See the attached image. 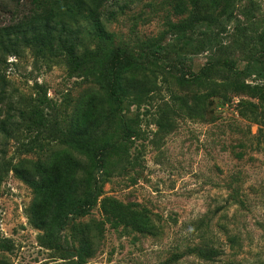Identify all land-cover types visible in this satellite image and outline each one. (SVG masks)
<instances>
[{
    "label": "rangeland",
    "instance_id": "obj_1",
    "mask_svg": "<svg viewBox=\"0 0 264 264\" xmlns=\"http://www.w3.org/2000/svg\"><path fill=\"white\" fill-rule=\"evenodd\" d=\"M94 1L103 33L74 0H0V35L39 33L42 25L30 24L44 19L59 35L65 23L72 32L63 37L80 43V57L116 62L133 84L113 92L100 78L75 74L66 55L44 56L32 46L0 54V162L7 164L0 237L8 240L0 264H74L83 236L94 253L88 264H264V126L244 105L264 114L252 90L264 92V0H234L224 27L203 20L217 16L223 0ZM210 33L212 50L201 44ZM211 59L213 68L198 77ZM230 79L249 88L207 97V86ZM32 106L80 134L95 130L103 151L95 205L58 235L56 206L37 204V192L10 169L53 153L87 169L92 163L47 134L27 153L23 145L36 133L18 116ZM10 115L7 137L1 127ZM107 198L135 211L143 230L107 217Z\"/></svg>",
    "mask_w": 264,
    "mask_h": 264
},
{
    "label": "trees",
    "instance_id": "obj_2",
    "mask_svg": "<svg viewBox=\"0 0 264 264\" xmlns=\"http://www.w3.org/2000/svg\"><path fill=\"white\" fill-rule=\"evenodd\" d=\"M106 1V0H100ZM78 8L84 11H88V20L92 21L94 27L98 33H103L102 26L100 24L103 13L96 9V2L92 0H74ZM234 0H223L220 11L217 16L209 15L204 17V21H208L211 24H215L217 27H224L226 24L231 23L233 20V13L231 8ZM93 5V6H92ZM59 21H62L63 16L58 15ZM58 21V22H59ZM38 22V21H36ZM32 22L30 25L41 24L43 30L39 33L28 34L24 33L22 37L16 36L11 38L8 33L0 35V54L3 56H14L16 54V48L19 44L25 47H36L38 54L42 55H54L61 56L66 55L68 64L71 70L75 74L85 77L100 78L105 81L107 87L113 92H128L127 86H133L130 81H124L122 73L117 72L116 62L104 63V58L89 53L88 55L80 57L78 55V47L80 43L76 41H70L64 39L63 35L70 29L67 28L65 23H62L59 35L52 33L48 19L41 20L36 23ZM29 26V25H28ZM30 35V37L28 36ZM214 33L210 35L204 34L201 40L202 46L207 45L210 49H214ZM70 43V44H69ZM210 64L203 67L198 77L206 75L213 68V60ZM228 83H219L207 86V97H221L225 98V94L229 91L233 93H240L243 90L249 88L245 84L235 83L236 80L230 79ZM235 83V84H234ZM256 95L255 98L264 100V92L259 88H252ZM4 91L0 90V101L3 100ZM201 99H198L200 102ZM245 105V108L250 112L253 120L257 125L264 126V114L258 116L257 105L250 103ZM198 108L195 107L193 111ZM18 124L21 120L25 121V127L30 134L36 133L29 143L23 145L27 153H30L40 143V137L47 134L50 142L56 143L60 147H64L69 151L76 153L78 156L87 157L92 165L91 169L84 167L82 161L68 159L66 155L57 156L55 153L51 154L47 161L29 162L27 160L22 161L12 167V171L26 182L34 191L37 192V204L43 200H48L49 206H56L60 217L56 224V233L58 235L60 230L66 224L70 217H76L81 215H87L93 208L97 196V174L102 171L101 154L102 150L99 149V145L96 141V133L94 131L89 133L78 132L75 124H67L64 120H60L57 117L53 119L49 118L43 109L37 106H32L27 112H20ZM15 116H9L5 123L2 124V132L9 137L12 133L7 129L8 124H12ZM19 126V125H17ZM44 138V137H43ZM4 161L0 162V181L2 179L3 172L6 167ZM83 188L84 197L78 196L76 190ZM102 209L107 217H112L117 220L119 224H124L130 227L143 230V226L146 224L139 219L138 214L127 206L116 202L113 199H105L103 201ZM235 238L231 239L234 242ZM79 248L77 249L74 257L77 261L74 264H88L87 259L91 258L94 253L92 250V243L90 240L83 236L79 240ZM7 239L0 237V250L7 248ZM58 246V245H56Z\"/></svg>",
    "mask_w": 264,
    "mask_h": 264
}]
</instances>
